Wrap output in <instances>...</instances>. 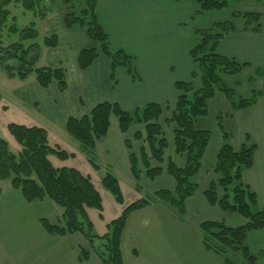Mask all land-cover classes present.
Listing matches in <instances>:
<instances>
[{
	"label": "crops",
	"instance_id": "crops-1",
	"mask_svg": "<svg viewBox=\"0 0 264 264\" xmlns=\"http://www.w3.org/2000/svg\"><path fill=\"white\" fill-rule=\"evenodd\" d=\"M196 10L197 5L193 0L97 1L95 13L107 33L108 48L112 51L121 49L135 57V79L125 67H116L111 77L110 59L102 53L87 69L80 70L76 63L79 50L95 46V43L82 28L67 29L61 15L55 19L54 16L46 18L44 26L47 32L54 31L57 35V44L48 47L50 52H54L48 56L47 65L43 66L63 67L66 88L59 91L55 83L42 88L34 77L28 76L21 80L25 84L15 88L14 92L19 99V102L13 103L15 107L5 102L1 95L0 126L5 127H2L0 137L6 140L9 148L10 143H13L20 150L6 127L10 121H2V117L11 108H18L21 115L14 117L12 122L43 127L47 131L50 145L57 144L67 152L74 153V157L63 160L57 158L54 164H58L57 167H75L90 177L100 194L102 209L98 211L87 208L86 212L98 235L106 232V223L120 215L124 204L158 189L173 190L174 179L163 171L160 176L150 180L151 184L142 178L140 190L135 189L129 170L128 151L124 145L125 138H130L129 130L122 133L113 115L109 118L106 134L95 143L96 160L102 164L98 163L99 169L94 170L79 150L75 139L69 135L73 142L63 136L67 144L65 146L58 141H51L49 129L28 117L24 113L25 107L32 106L41 111L56 124L57 129L65 131L68 117L79 118L102 101L117 102L125 110L149 102L174 103L178 95L174 85L176 81H190L195 87L200 86L199 77L194 75L198 67L189 54L190 49L199 41L195 29L216 22L201 18V22L194 24L196 17H203L207 12L196 14ZM234 24L236 30L225 34L218 41L217 51L239 62L249 63L250 66H263L264 13L256 31L245 28L242 19ZM48 91L52 92V97H48ZM218 106L224 110L221 111ZM218 113L224 114L221 118L222 127L229 133L233 148H238L242 143L255 145L252 164L242 172V180L255 192L257 205H264V91L252 105L236 111H231L229 102L218 93L208 101V118L206 116L216 132L217 141L209 152L210 139L205 150L196 175L197 189L186 198L184 215L179 218L172 207L161 202L130 213L120 242L123 264H224L222 256L203 245L199 229V224L205 220H222L230 226L245 221L237 213L224 212L217 205L209 204L203 194L209 181L216 177L211 166L221 141L215 119ZM200 119L202 117L197 119L198 126L209 129V124H203ZM171 160L178 166L184 163V157L174 150ZM67 162L71 165H66ZM102 167L118 180L124 204L117 203L108 191L100 188L96 173ZM93 173L97 183L92 177ZM122 178L125 179L127 193H124ZM60 214L61 209L51 200L26 202L8 180H0V264H102L94 253H90L87 261H78L79 248L86 246L80 233L51 235L44 229L41 218L55 224ZM246 244L250 253L257 255L253 264H264V227L250 231L246 236ZM235 256L236 264H243L240 256Z\"/></svg>",
	"mask_w": 264,
	"mask_h": 264
},
{
	"label": "trees",
	"instance_id": "trees-1",
	"mask_svg": "<svg viewBox=\"0 0 264 264\" xmlns=\"http://www.w3.org/2000/svg\"><path fill=\"white\" fill-rule=\"evenodd\" d=\"M56 0H0V72L7 78L24 80L33 75L37 84L46 88L55 83L59 91L66 88L65 69L61 66H37L41 53V44L54 47L57 44L55 33L43 36L41 44L35 23L22 28L15 24L9 5L19 3L24 10L42 20L55 6ZM98 0H59L64 5L63 25L67 28H82L95 46L82 48L76 58L80 70L87 69L99 53L111 62V77L116 67H125L130 76L137 78L134 69L135 57L124 50H110L108 36L100 25L95 5ZM197 5L196 14L204 11L225 9L230 1L238 0H193ZM233 17L243 20L245 28L259 29L261 13L253 10L233 12ZM15 40L3 43L4 29ZM236 30L231 20L213 22L208 26L195 29L199 41L189 51L198 71L194 73L200 80L195 87L190 81H176L178 91L171 110V116L164 118L166 124L174 123L172 142L174 152L184 157L182 166L171 158L165 157L168 139L160 117L168 104L149 102L142 106L125 110L117 102L102 101L95 104L88 113L79 118L68 117L65 131L78 142L79 150L94 170L99 169L95 156V143L103 137L109 127L110 116L117 119L119 130L126 133L134 124H142L132 134V139L125 138L128 151L129 170L136 190L141 188V180H154L163 171L175 181L173 190L158 189L124 204L123 195L116 177L105 172L100 179L102 187L114 200L124 204L119 216L106 223V232L98 235L94 232L86 209H102L99 192L90 177L71 166L57 167L49 159L50 155L58 159L74 157L59 145H50L47 131L37 125L26 126L9 122L6 127L20 146L18 153H13L6 140L0 137V180H8L11 187L18 190L26 202L49 199L60 209L58 222L50 223L41 218L44 229L51 235L80 233L86 246L79 248L78 261L88 260L94 253L102 264H123L120 249L121 235L126 219L135 210L152 203H165L172 207L181 218L184 215V202L197 189L196 175L201 167L202 157L211 139L208 128L196 126L198 118L208 113V101L216 94H222L230 104L231 111L252 105L263 93L262 89L251 88L248 96L237 93L235 80L230 83L228 77L237 76L244 69H252L256 76L263 73V66H250L239 62L234 57L217 51L218 41L227 33ZM250 77V76H249ZM248 77V79H249ZM1 99V95H0ZM216 115V125L221 133V141L216 149L211 166L216 177L209 181L203 194L211 205H217L224 212H234L245 221L240 225L230 226L224 221L205 220L199 224L203 245L223 257L224 264H236L239 255L243 264H253L257 255L250 253L246 236L250 231L264 227V205H257L255 192L242 180V172L251 166L255 145L242 143L238 148L230 144V135L224 131L221 118ZM133 141L140 142L137 150Z\"/></svg>",
	"mask_w": 264,
	"mask_h": 264
},
{
	"label": "rangeland",
	"instance_id": "rangeland-1",
	"mask_svg": "<svg viewBox=\"0 0 264 264\" xmlns=\"http://www.w3.org/2000/svg\"><path fill=\"white\" fill-rule=\"evenodd\" d=\"M9 10L11 12V15L15 16V24L17 25L18 28H22L25 25H28L31 22L35 23V28L38 30L39 36L37 38V41L41 44V40L43 38V36L45 35H49L53 32H47V28L44 26L46 25L44 22L46 20V18L52 17L54 16V19L63 14V12L65 11L64 5L61 4V2H59V0L55 1V6L54 9L48 13L46 15V17L42 20H38L36 19L33 14L30 11L24 10L21 5L19 3H11L9 5ZM247 10H253V11H257L261 13L262 16V12L264 13V0H238V1H230V4L228 5L227 8L219 10V11H207L204 13L203 17H196L194 20V24H196L198 21L201 22V18L203 20H209V21H224V20H231L233 22H238V20L240 18L238 17H233L232 13L233 12H241V11H247ZM57 27V26H56ZM55 27V28H56ZM4 38H3V43L7 44L8 42L15 40L16 35H12L9 34L6 31V28L4 29ZM54 51L50 52L49 48L42 45L41 44V57L38 60L37 66H43V65H47V61H48V56L52 53L53 54ZM250 76V77H249ZM31 78H33V75H30ZM249 77V79H248ZM235 78L238 80V84L235 86L237 93L243 95V96H248L250 93V89L251 88H258V89H262L264 91V65H263V73L260 76H256L254 74V72L252 71V69H244L241 71V73H239L236 77H228V81L230 83H232L233 80H235ZM25 84L23 81L17 79V78H13V79H9L7 77H5L1 72H0V95H2L3 99L5 100V102H7L8 104L11 103V105L13 107H15L16 102H19V99L17 98L16 94H15V88L21 87V85ZM52 92L48 91V97H52ZM217 98L213 99L216 100ZM42 100L44 101L45 98H42ZM12 101V102H11ZM219 109L224 110L223 107L218 106ZM26 110H24V113L27 114L28 117H30L31 119L37 120L39 121L38 123H43L44 126L47 127V129H49L50 131V138L51 141H58L59 143H62L64 146L67 145L65 142V139L63 138V136H67L70 140H72L73 142H75L69 135H67V133L65 131H63L61 128L57 129L56 124H53L50 119H47V117L44 115V113H42L41 111L36 110L34 107L32 106H26L25 107ZM174 108V104H168V109H163V113L160 117V123L163 125L165 133H166V137L168 139V148L166 149V155L165 157H169L171 158V156L173 155V142H172V129L175 126L174 123H170V124H166L164 122V118L166 117H170L171 116V110ZM216 109V107H215ZM221 110V111H222ZM17 115H21V113L19 112V109H14L11 108L10 110H8L7 113H5V115L2 117V121H14V117H16ZM24 115V114H23ZM208 118V115H206ZM206 116H203L202 119H200L202 121V123L204 124H209V129L211 131V144L209 147V152L212 151L213 146L215 144V141H217V137H216V132L215 130L212 128V123L211 121H209V119L206 118ZM210 116V115H209ZM201 121H199V123H201ZM196 126H198V121L196 122ZM200 125V124H199ZM2 127L4 126H0V134L2 133ZM143 125L142 124H134L133 126L130 127L129 131H128V135L130 136V139H132V134L135 130L137 129H142ZM2 137V136H1ZM134 145V149L137 150L138 146L140 145V142H136L133 141L132 142ZM63 146V147H64ZM69 148V146H68ZM10 150L13 153H18L19 149L18 147H15V145H13V143H10ZM52 159V164L55 166H58V164H54V160H56L57 158L54 157L53 155L51 156ZM206 160H208V158H206ZM100 164H102L101 162H98ZM66 165H71L70 162H67ZM103 167L100 169L99 172H97L96 174H98L99 178V186L100 188H102V185L100 183V179H101V174L103 175L105 173V169H103L104 171L102 172ZM106 172L111 173L109 170H107ZM112 174V173H111ZM92 177L95 179V183H97L98 181H96L97 177H95V174H92ZM121 182L123 183V189H124V193H127V189L126 186L124 184L125 179L122 178ZM148 184H151L152 182L150 180L147 181ZM97 185V184H96ZM144 188L146 187V185L143 186ZM143 188V189H144ZM144 191V190H143ZM144 193V192H143Z\"/></svg>",
	"mask_w": 264,
	"mask_h": 264
}]
</instances>
